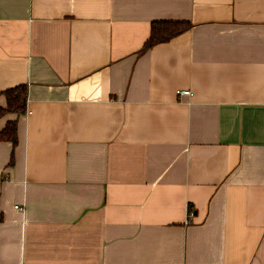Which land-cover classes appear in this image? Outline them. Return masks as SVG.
<instances>
[{"label": "crops", "instance_id": "obj_1", "mask_svg": "<svg viewBox=\"0 0 264 264\" xmlns=\"http://www.w3.org/2000/svg\"><path fill=\"white\" fill-rule=\"evenodd\" d=\"M21 85L0 264H264V0H0Z\"/></svg>", "mask_w": 264, "mask_h": 264}, {"label": "trees", "instance_id": "obj_2", "mask_svg": "<svg viewBox=\"0 0 264 264\" xmlns=\"http://www.w3.org/2000/svg\"><path fill=\"white\" fill-rule=\"evenodd\" d=\"M192 27L190 22L185 21H156L151 24L150 37L146 41L142 52L148 51L156 45L167 43L177 36L187 32ZM7 105L0 108V119L8 114H24L27 106L28 87L27 85L17 86L4 92ZM0 142H10L14 147L18 144V126L16 121L9 122L0 131ZM14 161L12 155L11 164Z\"/></svg>", "mask_w": 264, "mask_h": 264}, {"label": "built area", "instance_id": "obj_3", "mask_svg": "<svg viewBox=\"0 0 264 264\" xmlns=\"http://www.w3.org/2000/svg\"><path fill=\"white\" fill-rule=\"evenodd\" d=\"M192 95H193V93L190 90H178L177 91V96L179 98H183L185 96H192ZM16 208L21 210V211H24V208H19V207H16ZM189 217H191V218L194 217V212L192 209L189 211Z\"/></svg>", "mask_w": 264, "mask_h": 264}]
</instances>
